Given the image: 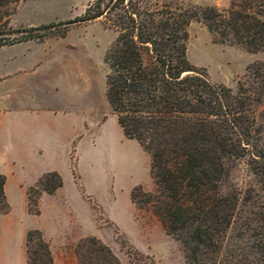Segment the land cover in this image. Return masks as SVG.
Instances as JSON below:
<instances>
[{"label": "trees", "instance_id": "1", "mask_svg": "<svg viewBox=\"0 0 264 264\" xmlns=\"http://www.w3.org/2000/svg\"><path fill=\"white\" fill-rule=\"evenodd\" d=\"M22 0H0V47L100 20L115 36L104 56L105 95L126 138L149 155L151 191L135 186L131 202L150 211L178 241L186 264H264V59L252 62L236 89L212 82L187 59L188 27L202 23L215 42L264 53V0H228L225 7L185 0H91L73 19L15 27ZM64 28L48 32L56 25ZM241 162L246 186L231 183ZM63 185L56 170L28 191ZM0 173V213L9 211ZM29 264H53L40 229L27 234ZM76 264H122L94 235L80 238Z\"/></svg>", "mask_w": 264, "mask_h": 264}, {"label": "rangeland", "instance_id": "2", "mask_svg": "<svg viewBox=\"0 0 264 264\" xmlns=\"http://www.w3.org/2000/svg\"><path fill=\"white\" fill-rule=\"evenodd\" d=\"M90 1L22 0L12 24L15 27L38 26L73 19ZM185 1L219 7L228 3V0ZM63 28L59 24L48 32ZM188 32L186 56L190 63L203 68L212 82L225 84L233 90L237 81L244 77L248 65L264 59V53H252L235 45L215 42L200 22H191ZM52 36L56 38L58 35ZM114 36V32L104 28L100 20L67 27L63 35L64 81L70 85L76 79L80 86L90 87L98 100L99 115L86 125V131L79 136L83 137L76 140L74 148L65 133L60 138L53 134L54 142L43 154L24 161L14 159L11 165L0 162V173H11L27 182L36 180L27 189L28 195L30 187L44 173L56 170L62 177L63 199L68 203L70 215L67 218L63 212L62 220H70L79 235L78 240L89 235L101 239L122 264H186L180 243L165 233L160 221L150 211L137 209L130 199L135 186L151 191L153 183L149 175V155L136 140L123 135L106 99L104 56ZM46 38L0 47V101L3 89L10 93L16 90L19 78L29 75L39 61L48 60ZM55 47L53 43L52 48ZM250 180L243 162L230 172L231 183L246 186ZM11 193L13 211L22 214L26 208L24 196L18 190ZM45 193L48 192L33 197L32 208L39 209V214L40 200ZM76 243L66 247L58 245V252L63 254L56 264L76 263Z\"/></svg>", "mask_w": 264, "mask_h": 264}, {"label": "crops", "instance_id": "3", "mask_svg": "<svg viewBox=\"0 0 264 264\" xmlns=\"http://www.w3.org/2000/svg\"><path fill=\"white\" fill-rule=\"evenodd\" d=\"M47 38L48 60L39 61L29 75L19 78L16 90L10 93L3 89L1 95L0 162L5 165H11L14 159L24 161L40 156L52 146L53 134L60 138L65 133L74 148L76 140L83 137L79 136L86 131V125L93 122L100 112L98 100L90 87L80 86L76 79L70 85L64 81L65 37L48 35ZM32 40L35 39L17 44ZM53 43L55 48H52ZM4 174L10 208L8 212L0 213V264H29L26 239L31 229L42 231L53 264H56L63 254L58 252V245H74L79 238L70 220H62L63 212L67 218L70 217L68 203L63 199V186L54 193L43 194L41 212L33 214L29 210L27 189L36 180L27 182L11 173ZM15 190L20 191L26 200V208L19 215L13 211L10 200V194Z\"/></svg>", "mask_w": 264, "mask_h": 264}]
</instances>
